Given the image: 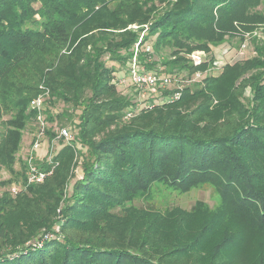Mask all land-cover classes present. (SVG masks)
<instances>
[{
    "label": "trees",
    "instance_id": "obj_1",
    "mask_svg": "<svg viewBox=\"0 0 264 264\" xmlns=\"http://www.w3.org/2000/svg\"><path fill=\"white\" fill-rule=\"evenodd\" d=\"M142 32L143 68L183 80L213 48L253 53L126 117L137 92L117 74ZM39 96L44 138L71 140L28 185L18 153ZM1 172L0 264H264V0H0ZM204 189L211 207L157 203Z\"/></svg>",
    "mask_w": 264,
    "mask_h": 264
},
{
    "label": "built area",
    "instance_id": "obj_2",
    "mask_svg": "<svg viewBox=\"0 0 264 264\" xmlns=\"http://www.w3.org/2000/svg\"><path fill=\"white\" fill-rule=\"evenodd\" d=\"M144 29L143 32L147 30V26H142ZM128 29L137 30L138 27L136 25L129 26ZM143 32L141 33V36L139 37V40L134 45L133 49V56L128 61V66L126 70V75L124 78H119L117 81V84L120 85H126L128 84L129 87H132L135 92H137L136 98H135V105L129 113L126 114V117H130L132 115L131 112H135L139 110L140 108H147L153 104L157 99H162L163 102H173L179 99L181 89L183 88L184 84H191L193 82H199L203 75L200 72H195L188 80H183V76H178V78H174L173 76H168L165 74H158L155 71H146L143 66L139 63L137 59V54L139 51V44L142 41L143 38ZM241 50H244L246 48L245 43L243 42L241 45ZM144 50L146 53L151 52L150 46H144ZM201 54H204V52L201 51H195L192 53L190 57V61L195 64H201L205 63V60H201L199 56ZM215 64V63H214ZM170 86H176L177 91L176 93L166 95L164 97H160L161 90H164L167 87ZM30 108L35 110L37 113V122L38 125H40L39 131L34 135L33 142L30 145V148L27 152L26 157V183L28 185H34V184H42V182L49 177L53 172V150L52 147L54 144L56 145L57 140H64L67 143L71 140L70 133L68 128H62L58 131L57 136L55 137V140L52 141V145L48 148L47 154L48 160L46 164L50 167L49 168H41L36 163V157H37V151L41 150L42 144L46 139H44V128L45 124L43 123V96H39L32 100L30 104ZM51 148V149H50ZM23 185H13L11 188V192L13 194H17L20 191V188Z\"/></svg>",
    "mask_w": 264,
    "mask_h": 264
},
{
    "label": "rangeland",
    "instance_id": "obj_3",
    "mask_svg": "<svg viewBox=\"0 0 264 264\" xmlns=\"http://www.w3.org/2000/svg\"><path fill=\"white\" fill-rule=\"evenodd\" d=\"M130 30H132V29H130ZM244 43L246 45V48L244 50L240 49L241 46H240V44H238V42H236V43L233 42L230 45L224 44V45H221V47L213 48L211 56L214 58L213 61H215V64H213V65L208 64L207 72L204 73L205 75L203 74L204 75L203 77H205L207 74L216 75L222 69L224 64H234V63H236V61H242L243 59L249 58L253 53V46L250 44L249 40H247L246 42L244 41ZM167 54H168V51L165 50V52H163V54H161L160 57L154 56L153 58H150V60H152V61L154 60L155 62L161 63L163 59L168 57ZM199 57L201 60H207L208 59V56H206L205 53L201 54V56H199ZM201 64H204V63H201ZM201 64H198V65L194 64V66H199ZM163 69H162V71H163ZM118 70H119V72L117 74V78L118 79L124 78L126 75L127 68H119ZM196 71L201 73L200 70H196ZM161 74L163 75V73H161ZM127 86H128V84L120 85V87H118V91L125 92V91L129 90V87H127ZM35 129L36 128L34 125L28 124L26 130L23 133L22 143H21L20 150L18 153L19 154L18 158H21V160H23L24 162H25L26 157L28 155L27 152H28V149L30 148V145L32 142L31 138L34 134ZM58 129H59V127L56 126L55 132H57ZM71 135L73 137L76 136L77 131L75 129H71ZM52 141H53V139L52 140L46 139L44 141V143L42 144L41 150L37 151V153H36L37 154V157H36V163L37 164L41 163V162H47L48 155H49V154H47V150L52 145ZM59 141H61V140H57V142H59ZM63 142H64V144H67L66 141H63ZM57 147H58L57 143H56V145L54 144V146L52 147L53 155L57 154V151H56ZM15 167L17 169V165ZM76 174H79V170L76 172ZM8 177H9V174L7 172H1L0 173V181H3L5 179H7ZM20 183H21V181H19L17 184H13V185L18 186V185H20ZM13 185H11L10 187L7 188V191L9 192V194L12 197H13V195H12L13 193L11 192V188ZM5 189L6 188L0 187V193L5 191ZM209 197H210V193H209L208 189L194 190V191H190L186 194H181V195L164 193V196L162 197V199L157 203L159 205H161V207H163V208L177 206L179 208H184V209L190 210L191 207L193 206V204L196 202V200L205 201L211 207L213 205V203L209 199ZM136 204L144 206V204H141L139 202Z\"/></svg>",
    "mask_w": 264,
    "mask_h": 264
}]
</instances>
